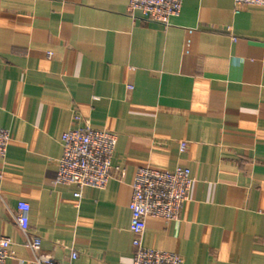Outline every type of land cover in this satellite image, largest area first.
<instances>
[{
	"label": "crops",
	"instance_id": "obj_1",
	"mask_svg": "<svg viewBox=\"0 0 264 264\" xmlns=\"http://www.w3.org/2000/svg\"><path fill=\"white\" fill-rule=\"evenodd\" d=\"M128 6L0 0V127L12 134L0 158L6 264H38L32 237L60 264H132L140 167L188 168L194 181L179 219L148 218L145 247L183 264H264V8L184 0L163 25ZM85 123L118 139L108 186L77 197L55 179L62 134Z\"/></svg>",
	"mask_w": 264,
	"mask_h": 264
},
{
	"label": "built area",
	"instance_id": "obj_2",
	"mask_svg": "<svg viewBox=\"0 0 264 264\" xmlns=\"http://www.w3.org/2000/svg\"><path fill=\"white\" fill-rule=\"evenodd\" d=\"M184 0H129L128 10L153 23L167 25L169 19L181 13ZM235 12L242 8L258 6L264 8V0H234ZM133 87H129L132 89ZM80 116L74 118L79 123ZM12 139L9 130L0 127V158L5 157ZM117 134L107 129L97 128L90 123L69 129L61 136L63 153L58 160L56 184L76 185L104 189L108 186L114 166L112 158L117 144ZM193 179L188 168L162 171L149 167L136 170L132 182L130 231L133 234L134 254L132 264H183L181 254L159 250L143 245V237L148 218L164 221L177 220L183 204L190 199ZM30 205L21 201L17 205V221L26 231L29 227ZM10 238L0 235V264H6L9 257ZM39 237L29 238L25 246L33 251L38 264H60L41 250ZM72 251V259L77 258Z\"/></svg>",
	"mask_w": 264,
	"mask_h": 264
}]
</instances>
